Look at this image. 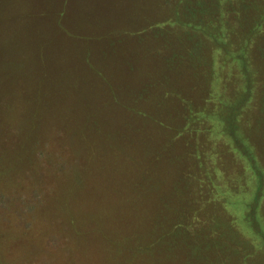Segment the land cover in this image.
<instances>
[{
    "label": "rangeland",
    "instance_id": "obj_1",
    "mask_svg": "<svg viewBox=\"0 0 264 264\" xmlns=\"http://www.w3.org/2000/svg\"><path fill=\"white\" fill-rule=\"evenodd\" d=\"M189 3L0 0V264H264V57L237 118Z\"/></svg>",
    "mask_w": 264,
    "mask_h": 264
},
{
    "label": "trees",
    "instance_id": "obj_2",
    "mask_svg": "<svg viewBox=\"0 0 264 264\" xmlns=\"http://www.w3.org/2000/svg\"><path fill=\"white\" fill-rule=\"evenodd\" d=\"M224 1L225 0H204L202 2L200 0H187V3L190 2L189 4H191V6H192V8L190 9V12L192 14H189V12L187 13L188 14L187 17L190 20L189 24L194 25L192 21L194 20V17L198 15V14L195 15V13L196 12L198 13L199 12L198 10H200V8H202L204 13L209 11V9H211V12H213V10H215L218 7L220 9H222ZM230 2L233 5L232 10H231L233 12V15H232V17H233V20H232L233 21V23H232L233 28L232 29H233V31L235 29V32H236L237 27L239 25H241L242 23H244V25H242L243 31L241 33H245V31H246L247 36L245 35V38L239 39V37H237V35H235L236 37H234V35H232V37L234 38L232 41L235 43V39H236L237 45L229 43V39H232L231 35L229 36V32H226V33L223 32L225 29V26L227 27V25H226L227 23L226 22L221 23L222 25L225 24V26L218 25L216 20H213L211 18H209V20H208L206 16L204 18H200V20L202 21L203 24L210 23L211 24V26H210L211 31H208V33H203V34H201V36H202V38L207 39L209 41L212 40L215 44V48L217 46L223 47L222 49L224 51H226L228 48H232V47L235 49L236 48L235 46H238L239 44L241 45L243 41L245 42L247 40L246 46H248L249 50L252 51L251 56L247 55L245 58V61H244V65H245L244 74L246 76L244 77L245 84L241 88L242 99L240 100V106H239V109H237V113H236L237 118H238L239 115L243 111V107L246 106L245 103H248L249 98L253 97L254 92H255L254 87H255L256 81H255V78L253 77V73L255 71L258 72L259 69L255 70V68L254 69L251 68V65H253V64L255 65L253 57L255 55H258L257 52H262L261 55L264 57V45H263V49H260V46H259L260 45L259 40L262 39L264 36V34H263L264 33V0H230ZM185 3H186V1H185ZM198 3H201L200 6L198 5ZM248 10H251V12L248 15L249 20H247V12H246ZM244 15L246 16L245 19L243 18ZM154 22H158V21H154ZM172 23H173V25H175L174 22H172ZM215 35L217 37H214ZM198 47H199V45H198ZM204 48L205 47L201 48V45H200V49L194 48L193 50H191V53L202 54L203 52H201V50H203ZM255 50H256V52H255ZM218 51H219V53H221L220 50H218ZM230 59L233 60L232 57ZM241 67H242V65L239 68H241ZM240 71H241V69H240ZM262 71L264 72V69ZM241 83H243L241 79H238L235 83L236 86L239 85L238 91L240 90V84ZM236 95H238V93L235 94V96ZM248 96H249V98H248ZM263 100H264V97H263ZM262 115H263V113H259L258 118L261 119L263 117ZM233 125H234V127H232V125L231 126L229 125V127H228V125H227L228 129L226 131H230L231 133H234L235 132L234 129L240 128L241 127L240 118L237 121H235L233 123ZM230 127H232V128H230ZM233 137H234V135H233ZM238 137L240 139L239 135H238ZM236 145L238 148L236 146H235V148L238 150V152H240L241 150L242 151L244 150L246 153L248 151V149H247L248 147L245 144H243L244 146H242V144H239L238 141H236ZM255 228H257V227H255ZM111 242L113 243V241H111Z\"/></svg>",
    "mask_w": 264,
    "mask_h": 264
}]
</instances>
